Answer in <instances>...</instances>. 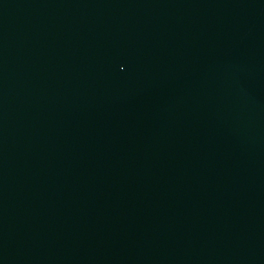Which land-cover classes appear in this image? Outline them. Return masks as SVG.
Instances as JSON below:
<instances>
[{
	"label": "water",
	"instance_id": "obj_1",
	"mask_svg": "<svg viewBox=\"0 0 264 264\" xmlns=\"http://www.w3.org/2000/svg\"><path fill=\"white\" fill-rule=\"evenodd\" d=\"M0 264H264V0H0Z\"/></svg>",
	"mask_w": 264,
	"mask_h": 264
}]
</instances>
